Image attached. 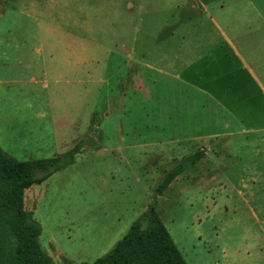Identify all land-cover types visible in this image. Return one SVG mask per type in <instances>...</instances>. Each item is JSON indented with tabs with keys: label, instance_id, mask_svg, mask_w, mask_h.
<instances>
[{
	"label": "rangeland",
	"instance_id": "rangeland-1",
	"mask_svg": "<svg viewBox=\"0 0 264 264\" xmlns=\"http://www.w3.org/2000/svg\"><path fill=\"white\" fill-rule=\"evenodd\" d=\"M125 1L0 0V150L28 160L79 149L23 192L41 247L54 264L90 263L153 205L187 264H264V131L253 133L264 115L248 111L264 102L236 116L209 98L200 107L206 96L168 67L167 32L184 0H128L124 16ZM252 1L254 11L238 3L232 28L259 74L264 0Z\"/></svg>",
	"mask_w": 264,
	"mask_h": 264
},
{
	"label": "crops",
	"instance_id": "crops-1",
	"mask_svg": "<svg viewBox=\"0 0 264 264\" xmlns=\"http://www.w3.org/2000/svg\"><path fill=\"white\" fill-rule=\"evenodd\" d=\"M192 1L195 0H184V3L176 6L178 9H183L185 13L172 23L167 32L169 44L167 43L166 46L168 54H170L168 67L169 69L172 66L176 68L173 74L171 72L170 77L177 81V72L181 71L183 77L179 82L188 89H193L197 91L196 93L201 92L206 96L199 98L200 95H198L201 100L200 107L208 106L207 102L204 103L202 100L209 98L214 100L212 106L221 114L232 116L247 114L243 111L246 106L249 108V105L256 102L258 98L264 102V73L262 71L259 74L255 72L256 59L254 53L248 52L250 45L246 50L242 47L239 38L234 37V34L239 33L240 35V30L232 28L235 24L238 27L239 20H234L231 14L237 16L240 13L238 3L241 0L225 2L198 0L195 5L198 10L195 12L191 10L196 8ZM242 2L247 4V9L250 8L254 11L252 0H242ZM125 4L123 15L127 16L130 2L126 0ZM187 4H189V8ZM223 16L226 19H223ZM258 17L260 18L258 28L263 32L261 40L264 43V17ZM171 42H173V46L170 49ZM159 43L162 45L166 41L163 39ZM61 48L63 49V47ZM75 49L78 51V48ZM146 49L148 47L141 48V50ZM65 50H69V48ZM160 55L158 53L156 57ZM159 60L160 58L157 61ZM248 111L251 116H257L255 119L251 118L252 120L262 122L258 116H260L259 114L264 115V109L263 112L254 110V108ZM226 125L227 122L224 121L222 128H226ZM260 128L264 127H255V129ZM254 131L253 133H260L264 130Z\"/></svg>",
	"mask_w": 264,
	"mask_h": 264
},
{
	"label": "trees",
	"instance_id": "trees-1",
	"mask_svg": "<svg viewBox=\"0 0 264 264\" xmlns=\"http://www.w3.org/2000/svg\"><path fill=\"white\" fill-rule=\"evenodd\" d=\"M79 152L75 144L47 158L17 160L0 150V264H54L41 247L40 226L23 206V192L73 162ZM202 152L188 155L162 177L159 194ZM80 264H187L164 227L159 213L148 205L126 232L103 255Z\"/></svg>",
	"mask_w": 264,
	"mask_h": 264
}]
</instances>
